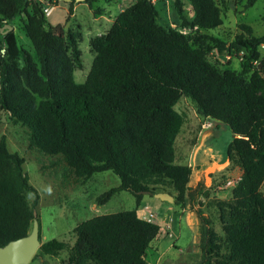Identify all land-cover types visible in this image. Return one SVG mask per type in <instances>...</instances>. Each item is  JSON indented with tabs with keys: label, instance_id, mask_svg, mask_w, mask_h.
<instances>
[{
	"label": "trees",
	"instance_id": "1",
	"mask_svg": "<svg viewBox=\"0 0 264 264\" xmlns=\"http://www.w3.org/2000/svg\"><path fill=\"white\" fill-rule=\"evenodd\" d=\"M189 22L181 0L174 8L184 28L213 31L223 25L215 0H189ZM256 0H249L253 6ZM25 15V31L35 56L18 46L16 35L5 36L0 56V113L29 131V144L51 157L62 156L78 179L112 172L120 186L97 198L104 205L127 192L140 207L144 195L172 189L176 205L196 208L202 186L189 187L193 166L175 164V143L184 118L175 109L188 98L199 115L228 125L234 134L229 162L243 174L232 200L221 204L225 240L200 209L199 264H264V38L242 26L244 34L225 43L204 37L214 49L242 56V74L220 72L207 60L204 45L161 26L152 0H137L125 8L109 32L93 42L96 57L87 81L78 84L80 33L62 35L47 27L35 0H0V19ZM264 24V16H263ZM196 41H200L196 37ZM254 63H257L254 66ZM250 74L249 81L246 76ZM1 127V122H0ZM24 159L0 142V247L28 236L33 228L37 191L24 171ZM36 195L30 206L27 193ZM156 195V194H155ZM69 264H148L147 255L160 227L137 210L96 216L78 225ZM64 244L52 240L41 247L43 256L58 257Z\"/></svg>",
	"mask_w": 264,
	"mask_h": 264
},
{
	"label": "rangeland",
	"instance_id": "2",
	"mask_svg": "<svg viewBox=\"0 0 264 264\" xmlns=\"http://www.w3.org/2000/svg\"><path fill=\"white\" fill-rule=\"evenodd\" d=\"M137 0H35L41 11L51 6L52 14L46 18L47 27L57 28L66 36L69 31L80 33V66L75 68V81H87L96 52L93 42L104 37L111 29L118 15ZM222 11L223 25L213 31H197L194 27L184 28L171 0H159L156 8L161 26L178 30L190 37L194 47L204 45L207 60L220 72L231 71L242 74V56L227 52L215 53L213 43L204 37H213L225 43L233 42L244 34L242 26L252 28L253 35L264 38V0H256L249 6V0H215ZM174 2V0H173ZM184 14L189 22L194 20V11L189 0H181ZM26 17L14 21L0 19V56L5 57V36L8 27H13L18 46L35 56L34 47L25 31ZM8 26V27H7ZM196 37L200 41H196ZM264 57V44L259 47ZM257 63H254L256 66ZM262 78L264 74L261 73ZM250 74L246 76L249 81ZM184 118L183 127L175 143V164L193 166L189 187L202 186L196 208L190 204L176 205L178 193L172 189L160 190L174 198V202L162 201L155 194L144 195L137 207L134 196L121 192L104 205L97 203L103 193L120 186V179L112 172L94 175L89 180L78 179L64 162L62 156L51 157L30 148L29 131L13 122L10 113H0V142L5 139L11 153L19 154L25 161L24 171L30 185L37 191L35 207L40 225L41 247L52 240L64 244L58 257H39L30 264H69L71 250L76 241L75 228L82 222L96 216L137 210L160 227L158 238L152 243L148 264H199L202 260L200 249L199 221L196 210L200 209L211 221L212 229L221 242L225 233L221 221L220 205L232 200V191L241 180L242 170L236 162H229L228 152L234 134L228 125L217 123L198 114L195 105L182 97L175 107ZM264 191V182L261 186ZM27 200L33 207L36 195L27 193ZM224 207V205H223ZM149 214L154 217L150 218ZM41 248L38 250L39 255ZM43 260V262H42Z\"/></svg>",
	"mask_w": 264,
	"mask_h": 264
},
{
	"label": "water",
	"instance_id": "3",
	"mask_svg": "<svg viewBox=\"0 0 264 264\" xmlns=\"http://www.w3.org/2000/svg\"><path fill=\"white\" fill-rule=\"evenodd\" d=\"M9 31H13L12 26L8 27L6 33ZM155 196L162 201L170 203L174 202L173 196L167 193H158ZM40 248V225L37 218V212L34 211V221L31 233L24 238L11 241L4 247H0V264H30Z\"/></svg>",
	"mask_w": 264,
	"mask_h": 264
},
{
	"label": "built area",
	"instance_id": "4",
	"mask_svg": "<svg viewBox=\"0 0 264 264\" xmlns=\"http://www.w3.org/2000/svg\"><path fill=\"white\" fill-rule=\"evenodd\" d=\"M159 2V0H152V3L154 4V5H157V3ZM54 11V8H52L51 6H48L45 10H44V14H45V16H47V17H49L51 14H52V12ZM215 51V53H217L218 54V50L217 49H215L214 50ZM150 216H148V217H150V218H153L154 216L152 215V214H149ZM148 219V218H147ZM149 220V219H148ZM149 222H152L151 220L149 221ZM153 223V222H152Z\"/></svg>",
	"mask_w": 264,
	"mask_h": 264
},
{
	"label": "crops",
	"instance_id": "5",
	"mask_svg": "<svg viewBox=\"0 0 264 264\" xmlns=\"http://www.w3.org/2000/svg\"><path fill=\"white\" fill-rule=\"evenodd\" d=\"M172 1V3H173V5H174V2H173V0H171ZM138 215H139V213H138ZM140 216V215H139ZM141 217V216H140ZM141 218H143L144 220H146V221H150V220H148L147 219V217H145V216H143V217H141ZM154 243V242H153Z\"/></svg>",
	"mask_w": 264,
	"mask_h": 264
}]
</instances>
